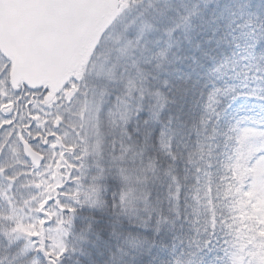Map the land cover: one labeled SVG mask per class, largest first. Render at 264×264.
<instances>
[{
  "label": "snow or ice",
  "instance_id": "obj_1",
  "mask_svg": "<svg viewBox=\"0 0 264 264\" xmlns=\"http://www.w3.org/2000/svg\"><path fill=\"white\" fill-rule=\"evenodd\" d=\"M0 264H264V0H0Z\"/></svg>",
  "mask_w": 264,
  "mask_h": 264
}]
</instances>
